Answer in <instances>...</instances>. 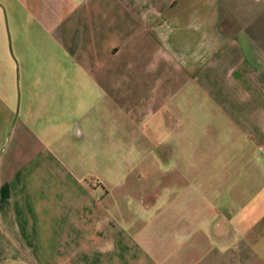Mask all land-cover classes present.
<instances>
[{
  "label": "crops",
  "instance_id": "1",
  "mask_svg": "<svg viewBox=\"0 0 264 264\" xmlns=\"http://www.w3.org/2000/svg\"><path fill=\"white\" fill-rule=\"evenodd\" d=\"M2 1L0 264H264L260 0Z\"/></svg>",
  "mask_w": 264,
  "mask_h": 264
},
{
  "label": "rangeland",
  "instance_id": "2",
  "mask_svg": "<svg viewBox=\"0 0 264 264\" xmlns=\"http://www.w3.org/2000/svg\"><path fill=\"white\" fill-rule=\"evenodd\" d=\"M0 5L3 7L4 9V14H3V11H2V8L0 7V36H1V42H2V54L0 53V59H1V56L3 55V57L5 58V61H6V58H8L11 62L9 63V66L11 68V71H12V92L14 93V104H13V110L15 109V103H16V87H17V84H16V80H15V65H14V62L12 60V56L15 60V53L13 51V47H12V35H11V21H10V12H9V8L6 7V5L4 4V2L2 0H0ZM260 6L264 5V0H260ZM4 16H5V21H6V26H7V30H8V35H9V40H10V48H11V52H12V56L9 54V51H8V46H7V33H6V29H5V25H4ZM0 69H1V64H0ZM18 69V68H17ZM19 72V71H18ZM18 81H19V78H18ZM19 86V84H18ZM252 84H249V87H251ZM19 93H20V89H18ZM20 98H21V94H20ZM20 101V99H19ZM19 108V107H18ZM43 241L42 239H33L31 242H30V246L32 248H34V251L39 249V243Z\"/></svg>",
  "mask_w": 264,
  "mask_h": 264
},
{
  "label": "water",
  "instance_id": "3",
  "mask_svg": "<svg viewBox=\"0 0 264 264\" xmlns=\"http://www.w3.org/2000/svg\"><path fill=\"white\" fill-rule=\"evenodd\" d=\"M0 7L2 8V11H3V14H4V9L3 7L0 5ZM4 25H5V29H6V33H7V46H8V51H9V54L12 56V52H11V48H10V40H9V35H8V30H7V26H6V21H5V16H4ZM13 58V56H12ZM13 61H14V65H15V77L17 79V62L16 60H14L13 58ZM16 112H17V102H16V105H15V109H14V112H13V119L14 117L16 116Z\"/></svg>",
  "mask_w": 264,
  "mask_h": 264
}]
</instances>
